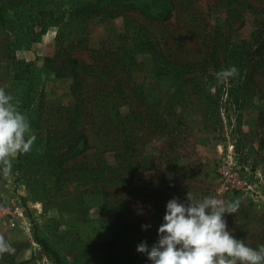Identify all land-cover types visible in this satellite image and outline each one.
I'll use <instances>...</instances> for the list:
<instances>
[{
  "label": "rangeland",
  "instance_id": "1",
  "mask_svg": "<svg viewBox=\"0 0 264 264\" xmlns=\"http://www.w3.org/2000/svg\"><path fill=\"white\" fill-rule=\"evenodd\" d=\"M141 1L146 3L148 17L131 7L120 8V14L113 18L89 23L84 41L71 49V54L91 69L79 71L81 112L70 123L71 133L86 134L90 147L65 162L71 166L70 175L86 165H110L115 176L106 185L107 199L123 200L122 218L150 224L155 240L166 201L173 196L186 200L188 193L195 198L214 195L237 201V211L225 214L228 226L252 247L264 244V79L258 82L257 90L237 92L238 109L231 96L235 83L230 77L215 82L208 87L207 106L204 103L188 106L190 109L182 110L180 122L168 117L165 120L168 124L164 125L152 105L141 103L137 94L142 85L146 93H151L150 100L153 94L164 90L162 86L167 87L168 81L154 78L153 61L138 55L139 69L127 73L110 63L115 36L123 31L124 19L146 27L148 35L170 59L193 63L206 58L212 31L218 27H223V32H229L235 40L249 37L264 20V0H245L254 6L256 13H246L236 20L226 18L222 0ZM102 4L108 9L116 8L114 3ZM161 4L170 11L169 17L152 19L148 13H156ZM34 30L38 31L39 26ZM56 33V26H48L37 41L14 50L15 58L24 62L18 71H24L20 72L24 78L15 80L13 97L22 107L27 85L31 84L30 100L33 104L42 100L44 105L39 116L41 128L51 126L59 117L68 123L70 117L65 120L71 113L68 108L74 105L70 93L72 79L56 77L44 60L53 57L52 65L61 64L64 53L58 51ZM5 39L11 41L12 34L0 24V42ZM10 72L13 74L14 70ZM10 72L7 71L8 76ZM32 130L35 135L38 133L35 127ZM38 148L39 145L32 144L28 166L22 171L12 166L16 153L0 164V236L11 245L10 251L0 253V264H57L42 240L63 264H74V256L86 248L88 255L98 260L102 254L94 245L105 244L112 234L107 223L98 220L100 197L83 192L80 196L85 202L77 200L76 204V191L83 189L80 182L74 178L61 190L55 189L48 171L44 177L36 172V183H28L34 168L49 163L48 156L39 155ZM229 159L237 166L250 168L257 192L248 195L224 189L217 167ZM32 161L38 163L33 168ZM83 204L87 206L84 212ZM68 205L72 207L68 209ZM84 259L82 255L79 261Z\"/></svg>",
  "mask_w": 264,
  "mask_h": 264
},
{
  "label": "trees",
  "instance_id": "2",
  "mask_svg": "<svg viewBox=\"0 0 264 264\" xmlns=\"http://www.w3.org/2000/svg\"><path fill=\"white\" fill-rule=\"evenodd\" d=\"M128 1L0 0V24L8 27L12 34L11 41L5 39L4 43L0 42V86L5 87L13 95L15 80L24 78L20 74L24 71L18 72L19 65L22 66L24 62L15 58L14 50L25 43L37 41L40 34L51 25L57 27L58 51L63 52L64 57L60 65L51 64L54 60L53 57H45V63L51 67L56 77H70L72 79L70 93L74 105L68 108L71 111L70 115L65 118L67 120V117H70L68 123L59 117L51 126L41 128L42 122L39 116L43 113L44 105L42 100L36 101L35 104H33L32 99L30 100L31 84L27 85L28 90L25 91L24 96L26 102L20 108L29 117L31 126L38 131L34 143L39 145V155L48 156L49 159V163L46 162V164L34 168L33 176H29L28 183H36V172L42 175L40 177H44L48 171V175L53 176L52 185L55 189L61 190L74 178L80 182L83 189L79 192L76 191L78 193V195L75 194L76 198H79L76 199V204L77 200L85 202L80 196L83 192L88 195L96 194L100 197L97 205L98 220L107 223L112 233L111 237L105 244L94 245V247H98L96 250L102 254L98 260L89 256L86 248L80 255L74 256L72 260L74 264H150L146 254L136 250V245L141 240H146L149 245L155 242L154 234L150 228L142 229V223L122 218L125 211L123 200L112 201L107 199L106 185L113 182V176H115L110 165H86L73 176L70 175L71 166L65 165L67 160L76 158L90 147L86 134L81 132L76 136L71 133L70 123L79 117L81 112L79 104L82 78L79 71L82 68L87 69V67L91 69V66L72 55L71 49L84 41V31L89 23L95 20L113 18L120 14V8L131 7L148 17L145 14V11L149 12L145 9L146 3L141 0ZM137 1L138 3H133ZM102 2L104 4L114 3L116 8L108 9ZM222 4L226 6V18L230 20L241 19L246 13H256L254 6L245 0H222ZM148 14L151 15L152 19L164 20L169 17L170 11L164 4H161L160 10ZM260 24L261 26L255 28L249 37L239 40L233 39L229 32H223V27H218L212 31L209 51L203 61L180 63L170 59L165 54L160 44L148 35L146 27L136 24L132 20L124 19L123 31L118 32L115 36L116 44L113 46V57L110 63H115L114 65L119 71L127 73L139 69L138 65L141 64V61L138 62V55H145L153 61L152 74L154 78L168 81L167 87L162 86L164 90L153 94L150 100L151 93H146L142 89V85H140L137 94L141 103L152 105L153 110L164 125L168 124L165 121L168 120V117L180 122L182 110L188 106L199 103H204L207 106L208 87L218 82L215 72L232 66L238 69V74L230 77L231 82L235 83L231 88V94L234 92V95H230L234 96V102L238 109L240 103L237 92L257 90L259 89L258 82L260 79H264V20ZM35 26H39L38 31L34 30ZM25 65L30 67L29 63H25ZM6 69L9 72L13 69V74L10 72L11 75L8 76ZM7 78H9L8 81H6ZM30 82L31 80H29ZM215 104L213 105L218 111L220 109L219 101ZM30 110L34 111L33 114ZM34 114L37 116L36 119ZM59 148L61 150H58ZM31 154V151L16 153L15 162L12 166H16L22 171L24 167L28 166ZM6 160H0V164H4ZM39 162L43 163L44 161L39 160ZM37 164V161H32V168ZM125 175L127 174H123V176ZM78 185L79 183L76 186L78 187ZM70 207L72 206L68 205V209ZM82 209V212L86 211L87 206L83 204ZM42 243L53 260L57 264H63L57 253L45 241L42 240ZM82 255L85 259L80 262L79 258ZM100 261L103 262L99 263Z\"/></svg>",
  "mask_w": 264,
  "mask_h": 264
},
{
  "label": "clouds",
  "instance_id": "3",
  "mask_svg": "<svg viewBox=\"0 0 264 264\" xmlns=\"http://www.w3.org/2000/svg\"><path fill=\"white\" fill-rule=\"evenodd\" d=\"M238 74L235 66L215 72L218 82ZM19 100L0 86V160L31 150L36 140L31 122ZM237 201L214 195L186 200L168 199L157 239L151 245L141 240L136 250L145 253L150 264H264V244L252 247L228 226L226 213L234 214ZM150 227L142 223L141 228ZM10 243L0 236V253L10 251Z\"/></svg>",
  "mask_w": 264,
  "mask_h": 264
},
{
  "label": "built area",
  "instance_id": "4",
  "mask_svg": "<svg viewBox=\"0 0 264 264\" xmlns=\"http://www.w3.org/2000/svg\"><path fill=\"white\" fill-rule=\"evenodd\" d=\"M217 172L224 189L248 195L257 192L256 185L250 178L252 173L248 166H237L229 159L218 165ZM11 225H14V221L11 222Z\"/></svg>",
  "mask_w": 264,
  "mask_h": 264
}]
</instances>
